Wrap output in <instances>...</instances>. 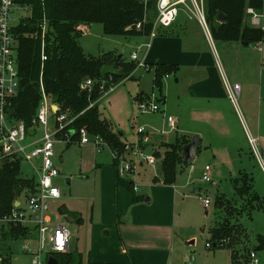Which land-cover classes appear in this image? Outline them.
<instances>
[{"label": "trees", "instance_id": "trees-1", "mask_svg": "<svg viewBox=\"0 0 264 264\" xmlns=\"http://www.w3.org/2000/svg\"><path fill=\"white\" fill-rule=\"evenodd\" d=\"M15 3L29 14L14 29L18 35L20 75L19 94L11 110L15 118L30 127L40 107L42 33L39 24L46 19L48 31L45 43L48 60L44 65L43 83L52 102L60 106L62 112L76 118L70 128L74 132L73 140L78 139L79 131L86 128L91 136L99 137L115 152H123L126 146L124 135L116 132L112 123L102 116L99 103L115 85L133 78L137 65L135 61L125 63L122 57H113L111 54L88 56L80 45L82 28L91 24H102L108 36H150L153 23L146 18V13L156 12L157 0H151L148 4L144 0H15ZM249 8L257 13H264V0H205L206 17L213 40L218 43L264 44V29L246 23V12ZM221 13L226 17L223 23L218 21ZM139 24L142 30L133 29ZM111 65L116 69L122 67V75L102 73L105 66ZM154 69L155 88L160 94L158 99L163 101L165 98L162 80L166 76L177 74L178 67L161 65ZM88 78L93 81V88L83 91L80 86ZM147 98V95H139L137 99L138 102H143ZM186 137L176 144H166L164 156L156 155L158 159H162L161 173L166 186L175 184L180 166L189 165L183 163V148L190 143V139ZM22 168L23 163L20 161H7L0 170V218L10 214L14 202L23 195L26 188L33 191L37 184L34 176L23 175ZM154 181L157 183L158 179ZM239 183L236 190L245 199L244 203L237 204L228 198L219 197L215 224L210 230L209 243L212 248H228L231 251L232 264H241L242 254L251 252L246 245L253 235L241 221L243 212L246 208L250 212L256 208L264 210V198L259 197L253 190L252 178L244 175ZM116 186L134 193L133 182L122 179L118 172ZM138 201V198H134V202ZM72 215L78 218V222H82L78 214ZM23 234L21 229L0 224V236L4 240H18ZM255 242L252 252H256L257 248L264 250L263 234H257ZM234 243L237 245L236 251L232 247ZM251 253L248 264L251 262ZM53 257L58 264H82L81 254L77 251L55 254ZM0 259V264H10L9 257L1 258V247Z\"/></svg>", "mask_w": 264, "mask_h": 264}, {"label": "rangeland", "instance_id": "rangeland-1", "mask_svg": "<svg viewBox=\"0 0 264 264\" xmlns=\"http://www.w3.org/2000/svg\"><path fill=\"white\" fill-rule=\"evenodd\" d=\"M186 14H188L187 11L182 12V16H186ZM28 15L26 9L14 11L11 24L13 26L18 25L20 20L29 17ZM146 18L155 24L156 12L148 11ZM82 30L83 34L80 38V45L88 56L100 57L104 54H111L113 57H122V61L125 63H132L130 59L132 52L141 48L137 46L136 42L144 39L142 37L108 36L104 32L102 24H91L83 27ZM145 40L151 41L153 39L149 36ZM221 43L223 45L220 46ZM221 43L214 41V47L231 84L240 83L239 85H241L239 80L241 75H247L254 83L258 84L261 79L260 72L264 74V67L261 65V60L264 57V44H261L262 51L258 48L259 44L253 45L256 48L255 51L252 47L242 49L240 46L241 42ZM235 45L238 46L240 52L232 49V46ZM144 50L140 51L141 53L139 52L138 57L142 58L141 55L144 53ZM244 51L245 53H243ZM251 60L255 61V65L253 70H248L246 63ZM141 61L140 59L139 62ZM135 63L137 68L133 72V78H128L120 84L115 85L113 89H110L100 100V111L102 116L112 123L116 132L124 134L123 140L125 141V145L130 144L134 148V146L139 144L146 149L147 153L153 154L156 159V165L152 166L146 163L140 165V160L136 165V161L139 158L136 160L132 156V152L126 150V148L121 153L118 151V157L114 159L108 147H104V151L99 153V147L93 143L86 145L76 143L80 137L74 139V144L70 146L65 141L57 142L55 145L54 162L60 171L58 185L61 189L62 197L55 204L54 215H59L58 209L60 207H66L64 212V209L61 210V213L64 214L60 218V222L64 223L72 232V241L74 240L72 242V250L78 247L81 251H89L92 238H101L99 228L101 222L103 224L112 218L113 228L115 229L118 225V207L120 206L122 209L125 206V202L130 201V203L132 202L131 205H135V203H138L134 202V198H138L140 200L144 199L141 203L147 205L145 202L147 197L159 196V199H161L167 196L166 190L168 187L164 186L161 182H153L155 177L162 179V170H159L158 164V161L161 164L162 159H158L156 155L160 154L164 156L166 152V144L162 143L159 145L156 142H159L163 138L169 144H176L178 141H183L184 137H186L181 131L171 129L167 122L169 116L177 119L179 104L175 98L177 94L174 88H176L177 84L176 79L179 78L176 77L170 81L165 78L162 80L163 95L166 98L165 102L160 101V104L161 109L165 110L164 112H143L140 108V102L135 101L138 95L145 92L148 95L147 97H149L147 98L149 102H157L158 104L160 94L155 88V69H149L148 67L140 66L137 62ZM242 67L245 72H240ZM122 69V67L117 68L120 72ZM238 74H240L239 77ZM172 85L173 87L170 88ZM262 93H264V82ZM262 93L260 99L264 102ZM139 128L145 130V136H148L150 139L149 143L145 144L142 141L141 136L137 133ZM193 137L190 138V135H188L186 138L192 140ZM124 158L134 164V171L132 173L120 175L126 181H135H132L133 194L124 187L117 188L115 186L116 170H118L121 165L120 161ZM206 160L207 157H205L203 152L197 162L194 161L189 165L180 166L176 182L172 186L176 187L178 191V241L186 245L192 241V237H196L197 239L194 245L188 247L191 251V256L198 255L199 251L211 254V256L230 251L228 248L218 247L214 253L213 248H206V244L211 242L210 229H212L215 222L217 200L219 197H225L237 204L244 203L245 201L236 190L239 183V181H234L236 177L229 180L217 181L213 179L210 173L212 182H201L202 175L204 174L201 172V166L204 167L210 163L206 162ZM112 163L114 166H112ZM256 166L254 176L257 177V184L264 187L263 164L258 161ZM22 170L24 176H33L35 174L34 168L27 164H23ZM248 175L252 177V174L249 173ZM66 179L70 180V186L65 184ZM215 181L218 182L217 187L214 186ZM192 189L196 191V194H191ZM253 190H255L254 186ZM258 196L264 198V196L259 194ZM204 197L211 202V206L207 210L204 208L202 202V198ZM72 213H77L84 220V223L78 225L76 221L77 217L73 216ZM124 218L125 214L123 213L120 216V220L123 221ZM241 221L250 231L253 230L255 233V235L250 237L246 245L252 252L253 247L256 245L255 236L257 234L264 235V210L256 208L250 212L246 208ZM25 242L26 238L24 237H20L18 240H4L0 236L1 258L9 257L10 264H32V256L23 250ZM232 247L233 250H237L236 243ZM238 248L240 249L241 247ZM251 252L242 254L243 260L241 264H248ZM87 253L83 257L84 263L87 262ZM259 255L262 264H264V251ZM237 257L240 256L237 254Z\"/></svg>", "mask_w": 264, "mask_h": 264}, {"label": "crops", "instance_id": "crops-1", "mask_svg": "<svg viewBox=\"0 0 264 264\" xmlns=\"http://www.w3.org/2000/svg\"><path fill=\"white\" fill-rule=\"evenodd\" d=\"M135 37L144 38L140 40L141 42H136L141 48L132 54L135 52L139 54L145 49L141 55L142 58L138 57L145 67L149 69L161 65L178 67V75L172 74L165 77L169 81L179 78L176 79L178 85L176 84L174 88L177 94L175 98L179 104L177 119L174 118L176 130L181 131L185 136L190 135V138L193 136L201 138L200 151L195 161L197 162L204 152L207 157L206 162H210L204 167L201 166L202 174L206 167H210L213 179L219 181L236 177L234 179L236 182H240L241 177L247 175L252 178L255 193L264 196V187L257 184V177L254 176L258 160L250 148L248 139V135L258 138L260 147L264 151V102L260 99L264 74L260 72L261 79L258 84L247 75L240 76L242 94L239 106L236 108L229 99L225 87L223 73L227 78L228 75L215 50L214 41L207 37L197 21H189L181 14L172 27L158 28L153 40H145L149 37L145 35ZM240 46L242 49L252 47L256 51L253 45L242 43ZM232 49L240 52L237 45L232 46ZM246 65L248 70H253L255 61L251 60ZM261 65L264 67V57ZM240 72H245L243 67ZM172 87L173 85L170 88ZM140 95L147 94L142 92ZM262 95L264 96V93ZM137 98L136 102H138ZM160 111L165 110L160 107ZM156 143L169 144L163 138ZM158 164L161 171L159 161ZM262 164L264 168V159ZM112 166H114L113 163ZM249 173L252 177L248 175ZM116 178L117 172L115 186ZM155 179L163 183V178L155 177L154 183ZM201 182H203L202 179ZM214 186L217 187L218 182L215 181ZM166 187H168L166 197L161 199L159 196L147 197L145 199L147 205L141 203L144 199H139L138 204L131 205L132 202L128 201L122 209L119 206L117 227L113 228L112 218L103 224L101 222L99 225L101 238H92L88 253L81 251L78 247L72 250V245L69 252L80 253L82 264H232L231 251L212 256L203 251H199L198 255H190L191 251L188 247L194 245L197 239L192 237V241L186 244L187 246L178 241V191L176 187ZM191 194H196V191L192 189ZM61 208L66 210V207L58 209L62 217ZM123 213L125 218L122 221L120 216ZM83 223V219L81 223L77 221L78 225ZM250 232L255 235L253 230ZM262 251L264 250L257 248L255 252L260 261L259 264H262L259 258ZM85 253L88 257L87 262L84 263Z\"/></svg>", "mask_w": 264, "mask_h": 264}, {"label": "built area", "instance_id": "built-area-1", "mask_svg": "<svg viewBox=\"0 0 264 264\" xmlns=\"http://www.w3.org/2000/svg\"><path fill=\"white\" fill-rule=\"evenodd\" d=\"M151 0H144L148 4ZM16 10H25L16 5L15 0H0V170L7 161L30 165L34 168L37 184L34 190L25 189L23 195L16 199L14 208L5 217L0 218V224L15 229L23 230V237L26 242L23 250L32 256V264H48L50 257L55 254H65L70 251L72 245V232L60 222L61 215H54V207L62 197L61 189L58 185L60 171L54 162L55 145L59 141L68 142V145L74 144V132L70 130L76 118L71 117L67 112H62L60 106L54 104L48 95L43 83V70L45 62L48 60L46 54L45 38L48 31L47 20L44 19L39 24L42 33L41 45V75H40V107L36 117L32 121V126L21 120H17L12 113L13 104L18 97L20 88V75L18 69V35L14 31L20 25L13 26L11 18ZM187 11L186 17L189 21H197L203 28L207 37L213 41L211 30L207 22L205 0H157L156 4V22L153 23V29L150 37H156L158 28H170L178 20L182 12ZM247 22L250 26L264 29V13H257L249 8L247 10ZM137 30H142L141 24L136 26ZM259 50L262 46L259 44ZM138 52L131 55V60L144 66L143 62L138 61ZM220 67L221 72L223 70ZM225 87L229 99L236 108L239 106V99L242 94V86L231 84L223 73ZM83 91H90L93 88V81L86 79L80 86ZM103 89V87H102ZM113 89V88H111ZM160 100L158 104L148 101L140 102V108L143 112L160 111ZM93 107V105L91 106ZM171 129H176V120L168 118ZM138 135L146 144L150 142L148 136H145V130L139 128ZM80 145L93 143L99 147L98 152L102 153L104 147H108L113 158L117 159L118 153L113 152L107 143L99 137H93L86 128L79 131ZM250 148L255 158L262 163L264 151L261 150L258 138L248 135ZM126 150L132 152V156L140 165H156V159L153 154L146 152V149L139 144L132 148L130 144L125 146ZM117 172L119 176L134 171V164L128 159L120 161ZM135 165V167H136ZM210 167L205 168L203 182L211 183ZM136 173V170H135ZM120 176V177H121ZM205 208L211 206L209 199H202ZM36 234L35 236H33ZM207 248H212L210 243ZM45 255V256H44ZM250 264H259L260 261L255 252L251 253ZM1 262V259H0Z\"/></svg>", "mask_w": 264, "mask_h": 264}, {"label": "water", "instance_id": "water-1", "mask_svg": "<svg viewBox=\"0 0 264 264\" xmlns=\"http://www.w3.org/2000/svg\"><path fill=\"white\" fill-rule=\"evenodd\" d=\"M226 17L224 14H219L218 21L220 23H223L225 21ZM133 29H136V27H133ZM245 45H248L247 43ZM103 74H109L113 76H120L122 73L115 68L114 65L111 66H105L102 70ZM122 135V134H121ZM201 146V138L199 136H194L189 144L184 146L183 148V163L190 164L194 162L199 154ZM162 170V167H161ZM67 186H70V180L66 179ZM48 264H58V261L54 257H50L48 260Z\"/></svg>", "mask_w": 264, "mask_h": 264}]
</instances>
